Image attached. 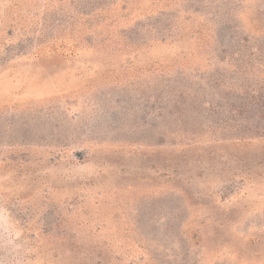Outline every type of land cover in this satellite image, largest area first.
Wrapping results in <instances>:
<instances>
[{
	"label": "rangeland",
	"instance_id": "1",
	"mask_svg": "<svg viewBox=\"0 0 264 264\" xmlns=\"http://www.w3.org/2000/svg\"><path fill=\"white\" fill-rule=\"evenodd\" d=\"M0 264H264V0H0Z\"/></svg>",
	"mask_w": 264,
	"mask_h": 264
},
{
	"label": "trees",
	"instance_id": "2",
	"mask_svg": "<svg viewBox=\"0 0 264 264\" xmlns=\"http://www.w3.org/2000/svg\"><path fill=\"white\" fill-rule=\"evenodd\" d=\"M248 96H249V94H248ZM252 98H253V96H250L249 99H247V98H243V99H242V100H243V109H244V110H247L248 104L251 103L249 100H251ZM262 106H263V105H262ZM232 107H233V106H232ZM260 110H262V108H261ZM232 111H234V110L232 109Z\"/></svg>",
	"mask_w": 264,
	"mask_h": 264
}]
</instances>
